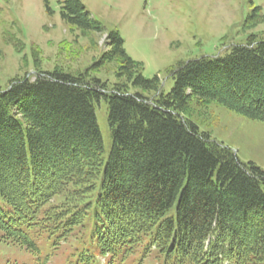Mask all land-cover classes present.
I'll return each mask as SVG.
<instances>
[{
    "label": "trees",
    "instance_id": "obj_1",
    "mask_svg": "<svg viewBox=\"0 0 264 264\" xmlns=\"http://www.w3.org/2000/svg\"><path fill=\"white\" fill-rule=\"evenodd\" d=\"M61 15L106 34L91 67L117 60L116 74L150 95L127 81L107 89L89 68L37 70L0 89V237L38 255L41 236L58 245L88 230L74 264H264V170L187 117L193 103L217 102L264 122V39L180 63L164 94L79 0H64Z\"/></svg>",
    "mask_w": 264,
    "mask_h": 264
},
{
    "label": "rangeland",
    "instance_id": "obj_2",
    "mask_svg": "<svg viewBox=\"0 0 264 264\" xmlns=\"http://www.w3.org/2000/svg\"><path fill=\"white\" fill-rule=\"evenodd\" d=\"M79 1L107 31L119 33L126 53L142 63V75L157 76L164 94L173 86L170 69L180 63L223 57L250 37L264 39V0ZM63 4L64 0H0V89L17 77L33 79L37 70L75 75L89 68L87 78L99 79L107 89L127 81L129 93L150 95L116 74L117 60L91 67L107 50L106 34L84 32L66 21L61 15ZM95 114L105 160L112 138L104 100L95 104ZM187 117L212 140L230 148L238 161L253 162L264 170L263 121L217 102L193 103ZM89 237L86 230L54 245L43 235L38 255L0 237V264H74Z\"/></svg>",
    "mask_w": 264,
    "mask_h": 264
}]
</instances>
